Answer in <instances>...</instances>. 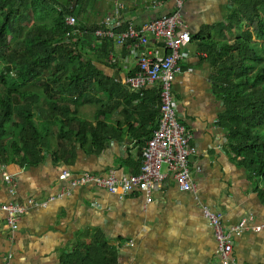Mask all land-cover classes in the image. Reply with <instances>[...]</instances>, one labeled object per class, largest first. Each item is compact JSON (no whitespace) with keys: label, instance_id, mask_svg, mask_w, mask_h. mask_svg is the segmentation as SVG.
Returning a JSON list of instances; mask_svg holds the SVG:
<instances>
[{"label":"crops","instance_id":"crops-1","mask_svg":"<svg viewBox=\"0 0 264 264\" xmlns=\"http://www.w3.org/2000/svg\"><path fill=\"white\" fill-rule=\"evenodd\" d=\"M80 1L77 10L84 9L80 22L96 25L107 16L114 0ZM118 1L127 6L128 23L135 29L176 13L175 0ZM156 1H161V6L153 9ZM231 1L184 0L183 19L195 41L189 46L184 73L173 84V97L178 120L191 131L198 149L190 161L196 193L180 192L167 176L156 185L153 202L147 203L139 190L121 197L95 186L70 188L67 181L59 179L64 171L103 177L111 172L118 177L140 172L145 144L159 127L158 84L147 87L143 103H137V108L130 105L128 112L117 102L128 100L130 95L113 91L104 97L108 110H114L101 151L77 147L64 163L55 162L50 155L35 166L0 163V203L13 201L26 209L15 234L16 245L8 241L6 215L0 216V264L11 252L12 264H61L65 253L89 246L96 238L117 250V264H215L217 244L213 228L203 216V205L222 214L227 229L243 219L253 228L260 227V232L246 230L233 238V255L237 264H264V204L248 172L226 152V138L216 125L221 105L211 91L207 53L197 40L203 27L212 29L229 18ZM91 33L77 38L86 41L92 38ZM84 44L85 50L93 46ZM112 52L113 65L99 68L122 84L125 76L136 71V62L128 50L115 46ZM4 172L13 176L14 194L3 181ZM68 189L72 193L50 201L45 208L27 204L30 198L43 202Z\"/></svg>","mask_w":264,"mask_h":264},{"label":"trees","instance_id":"trees-1","mask_svg":"<svg viewBox=\"0 0 264 264\" xmlns=\"http://www.w3.org/2000/svg\"><path fill=\"white\" fill-rule=\"evenodd\" d=\"M70 1L0 0V163L35 166L46 155L64 163L77 147L99 152L114 110H108L105 95L128 93V100L117 102L126 112L144 101L99 68L113 65L112 41L98 45L93 36L86 41L66 36ZM83 11L74 12L78 20ZM228 12L223 24L203 27L197 40L221 105L216 125L226 152L248 172L264 204V0H232ZM79 23L92 33L100 28ZM86 42L94 47L85 50ZM117 262V250L101 238L60 258L61 264Z\"/></svg>","mask_w":264,"mask_h":264},{"label":"built area","instance_id":"built-area-1","mask_svg":"<svg viewBox=\"0 0 264 264\" xmlns=\"http://www.w3.org/2000/svg\"><path fill=\"white\" fill-rule=\"evenodd\" d=\"M175 2L174 15L151 20L135 29L128 23L129 11L125 3L114 0L107 16L98 24L100 28L94 30L95 42H101L103 39L112 41L116 47L133 54L136 71L132 75L125 76L122 84L131 92L139 94L138 99L143 97L147 87L158 84L160 121L153 137L145 144L144 160L139 173L118 177L111 172L103 177L90 172L74 175L71 171H64L59 179L67 181L70 188L95 186L121 197L139 190L145 196L146 202L152 203L156 185L167 176H171L180 192L196 193L190 161L192 157L197 156L198 149L193 144L191 131L178 120L173 97V84L184 73L190 58L189 46L194 43L195 36L183 19L184 0H175ZM161 3L156 1L153 9L160 7ZM77 6V0L70 1L69 12L73 11V14L65 17L68 38L82 37L89 32L81 27L74 14ZM2 178L9 192L14 194L16 184L13 176L4 172ZM70 193H72L71 189L64 190L43 202L30 198L27 204L36 209L45 208L50 201ZM25 212L23 205L13 201L0 203V216L6 215L8 241L11 245H16L15 234ZM203 216L214 231L217 244L215 264H237L233 255V238L241 236L246 230L261 231L260 227L253 228L245 219L231 229H227L224 216L213 212L205 205H203ZM13 258L14 254L9 253L4 257L3 264H12Z\"/></svg>","mask_w":264,"mask_h":264},{"label":"rangeland","instance_id":"rangeland-1","mask_svg":"<svg viewBox=\"0 0 264 264\" xmlns=\"http://www.w3.org/2000/svg\"><path fill=\"white\" fill-rule=\"evenodd\" d=\"M56 1L59 3V5H64V0H56ZM29 26H30V24L29 25H23L24 29H27ZM12 41H13V39H12ZM82 110L87 111L89 114H93V112L95 111V107H83ZM162 169H163V167H162Z\"/></svg>","mask_w":264,"mask_h":264}]
</instances>
